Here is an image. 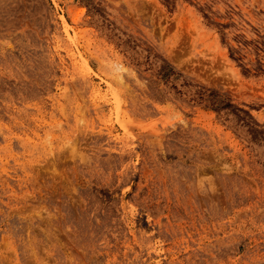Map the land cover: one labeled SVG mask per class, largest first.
Returning a JSON list of instances; mask_svg holds the SVG:
<instances>
[{"label": "rangeland", "instance_id": "1", "mask_svg": "<svg viewBox=\"0 0 264 264\" xmlns=\"http://www.w3.org/2000/svg\"><path fill=\"white\" fill-rule=\"evenodd\" d=\"M0 264H264V0H0Z\"/></svg>", "mask_w": 264, "mask_h": 264}, {"label": "bare ground", "instance_id": "2", "mask_svg": "<svg viewBox=\"0 0 264 264\" xmlns=\"http://www.w3.org/2000/svg\"><path fill=\"white\" fill-rule=\"evenodd\" d=\"M197 131V130H196ZM200 132V131H199ZM198 132V134H200ZM206 132H208L209 133V131H205L204 133H206ZM89 140V139H88ZM121 156V155H120ZM116 157V156H115ZM119 158V157H118ZM100 162H101V160H100ZM112 162L113 161H111L110 160V158H108V159H106V160H103L102 161V166L104 167V168H106V169H111L112 170V168H114V166L113 165H111L112 164ZM116 162V161H115ZM119 163V162H118ZM99 164H101V163H99ZM104 165H106V166H104ZM99 166V165H98ZM101 166V165H100ZM102 168V167H101ZM104 168H102V169H104ZM105 169V170H106ZM184 186V185H183ZM190 187V186H189ZM181 189V188H180ZM186 189H188V188H186ZM225 189H223V191H224ZM230 190V189H229ZM175 191V190H174ZM226 193H227V191H226ZM225 193V194H226ZM232 194V193H231ZM231 194H228L227 193V195H226V197L228 198V200L230 201L231 199H232V195ZM214 195V194H213ZM174 196V195H173ZM177 196H179V195H177ZM196 194L193 192V190H188L187 191V193L186 194H184V195H180V198H181V200H182V202H184L185 203V201H189V203L187 204V203H185V204H187V206L186 205H184V206H186V208L184 207V208H182L181 209V212H178V214H176V215H174V217H179V218H183L184 216H188V215H192V216H195L198 220H199V223H201V222H204L206 219H209L210 220V223H211V221L213 222L216 218H217V216H218V211H217V209L215 208V206L213 205V204H211V198L213 197L212 196V194H210L209 195V197L207 198V200H202V205H204L205 207H206V215L209 217V218H206V216L203 214V212L201 211V210H199V206H200V199H198V198H196ZM234 197V196H233ZM175 198V197H174ZM176 198H178V197H176ZM226 198V199H227ZM186 199V200H185ZM185 200V201H184ZM187 201V202H188ZM183 203V204H184ZM182 205V204H181ZM180 205V206H181ZM190 205V207H189V209H188V206ZM204 207V208H205ZM203 208V207H202ZM174 212V211H173ZM164 229V228H163ZM83 241V240H82ZM193 254H194V251H193ZM207 255V254H206ZM212 255V254H211ZM204 257V256H203ZM207 257V256H206ZM214 256H212V258H213ZM210 258H211V256H210ZM215 258V257H214ZM213 258V259H214ZM202 259V258H201ZM203 260V259H202ZM201 260V261H202ZM205 263V262H204Z\"/></svg>", "mask_w": 264, "mask_h": 264}]
</instances>
